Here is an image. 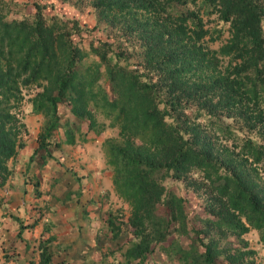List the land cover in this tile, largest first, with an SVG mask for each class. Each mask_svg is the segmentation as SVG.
<instances>
[{
  "label": "trees",
  "instance_id": "trees-1",
  "mask_svg": "<svg viewBox=\"0 0 264 264\" xmlns=\"http://www.w3.org/2000/svg\"><path fill=\"white\" fill-rule=\"evenodd\" d=\"M27 6L0 0V187L10 175L8 161L24 145L20 139L25 132L22 90L38 87L31 98L32 110L35 114L42 110L51 121L38 134L30 161L39 152L40 157L50 158V137L57 130L58 105L63 102L77 123L87 122V131L99 130L96 112L104 115L105 107L116 108L121 135L135 137L148 130L156 145L170 146L167 162L136 154L130 141L126 148H111V181L131 208L128 221L135 234L143 237L159 222L167 232L173 224L192 238L189 247L177 246L181 258L189 264H221L215 261L220 254L217 247L205 243L199 229L188 227L184 199L165 186L170 174L177 178L198 169L208 173L219 203L210 213L215 229L225 225L240 235L254 228L264 239L260 175L264 173V140L249 135L259 126L264 129V0H92L96 23L91 28L75 19L47 18L45 4L35 3L33 13L20 16ZM204 14H216L228 24L229 36L217 48L211 47L216 41L211 35L214 27L207 26ZM96 29L105 32L106 39L95 35ZM87 38L92 39L83 43ZM135 48L141 65L131 68L126 56L134 54ZM101 67L112 88L97 99L94 85ZM190 72L208 81L203 84L207 94L201 102L202 113L195 119L206 110L214 116L210 108L218 104L227 117L239 120L238 125L225 123L224 131L234 126L250 136H242L243 145L232 150L233 155L217 153L205 132L188 123L184 110L189 97L184 94ZM203 85H197L199 92ZM208 94H214L213 98ZM222 116L214 117L220 126ZM70 131L64 129L65 142L72 144ZM157 205L164 207V214L157 213ZM39 247L37 264H54L45 245ZM151 250L141 238L127 253L141 260Z\"/></svg>",
  "mask_w": 264,
  "mask_h": 264
},
{
  "label": "rangeland",
  "instance_id": "rangeland-1",
  "mask_svg": "<svg viewBox=\"0 0 264 264\" xmlns=\"http://www.w3.org/2000/svg\"><path fill=\"white\" fill-rule=\"evenodd\" d=\"M15 1L28 4L27 10L20 16L33 13V5L39 3L46 5L44 13L47 18L57 15L62 20L75 19L89 28L96 23L90 6L92 0ZM203 17L207 20V26L214 27L211 35L216 41L211 47L217 48L229 36L228 24L217 19L216 14H204ZM94 33L99 38L106 39L105 32L96 29ZM90 39L92 38H87L83 43ZM136 49L134 54L126 56L131 68L141 65V58L138 57L140 51ZM126 52L130 51L126 49ZM102 67V74L94 85L97 99L102 91L110 92L112 88ZM188 76V92L184 95L189 97L190 103L188 102L184 110L186 119L190 125L205 132L203 134L217 153L233 155L232 150L241 149L243 135L264 140V129L260 126L256 132L249 134L250 136L246 130L237 131L234 126H231V131H224L225 123L236 122L238 125L239 120L227 117L228 112H224L218 104L210 108L215 113L214 116L206 110L202 116L195 119L198 113H202L199 112L201 102L207 94L203 84H208V81L201 80L196 72H190ZM199 84L203 85L201 92L197 88ZM22 91L24 99L20 111L25 132H22L20 139L24 145L18 150L17 156L8 161L10 175L4 186L0 187V264H37L40 245H45L51 253L54 264H189L188 260L177 254V246L189 247L192 238L183 234L182 230H177L173 224L164 232L161 222L150 226L143 237L135 234V228L130 226L128 221L131 208L116 193L111 181L114 166L108 159L112 147L126 148L127 141H130L136 154L167 162L171 156L170 146L165 143L156 145L157 141L152 140L148 130L135 137L130 136L132 133L128 134V137L121 135L119 125L115 121L116 108L105 107L108 113L104 115L99 114L102 111L96 112L99 130L87 131V122L77 123L69 105L63 102L58 105L57 130H54L50 137V158L40 157L39 152L33 161H30L29 156L37 145V136L45 131L51 118L45 116L42 110L39 114L32 110L31 98L39 91L38 87L23 88ZM208 95L209 99L214 96ZM216 115H223L221 126L214 118ZM64 129L71 130L74 141L72 144L65 142L67 138ZM143 135L147 138L140 140ZM56 141L59 146L55 145ZM95 168L106 173L110 195L105 203L97 204L100 209L95 210L94 216L90 217V211L86 210L83 203L86 195L82 190V177L89 175ZM207 174L204 170L191 169L177 178L171 177L170 174L165 180L166 188L184 199L183 211L188 227L192 225L199 229L204 235L203 241L217 247L220 254L215 258L216 262L264 264V239L258 230L250 228L248 232L239 235L228 230L225 225L221 230L215 229L210 220V213L213 208L219 207V203L212 184L206 178ZM253 174L256 178V171L253 170ZM260 175L264 183V173ZM222 201L227 200L224 198ZM157 207V213L164 214V207ZM163 236L165 239H162ZM141 238L153 250L140 260L132 257L127 251Z\"/></svg>",
  "mask_w": 264,
  "mask_h": 264
},
{
  "label": "crops",
  "instance_id": "crops-1",
  "mask_svg": "<svg viewBox=\"0 0 264 264\" xmlns=\"http://www.w3.org/2000/svg\"><path fill=\"white\" fill-rule=\"evenodd\" d=\"M82 181V190L86 195L84 196L83 203L90 211L89 216L93 217L94 211L100 209L97 204H99V202L105 203L109 197L107 195H110L107 176L105 172L95 168L89 175L85 174L84 177H82Z\"/></svg>",
  "mask_w": 264,
  "mask_h": 264
}]
</instances>
